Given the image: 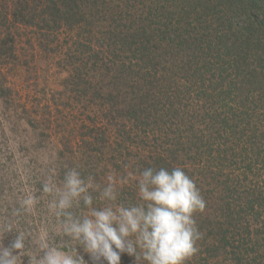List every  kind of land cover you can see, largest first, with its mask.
<instances>
[{"label":"trees","instance_id":"obj_1","mask_svg":"<svg viewBox=\"0 0 264 264\" xmlns=\"http://www.w3.org/2000/svg\"><path fill=\"white\" fill-rule=\"evenodd\" d=\"M0 1V64L20 67L19 25L44 49L74 33V99L122 124L115 144L138 146L139 171L194 179L206 207L189 263L264 264V0ZM83 129L94 151L113 146Z\"/></svg>","mask_w":264,"mask_h":264},{"label":"rangeland","instance_id":"obj_2","mask_svg":"<svg viewBox=\"0 0 264 264\" xmlns=\"http://www.w3.org/2000/svg\"><path fill=\"white\" fill-rule=\"evenodd\" d=\"M29 31L30 28L20 25L17 29L20 67L0 64V235L9 226L14 231L4 233L0 245L9 246L15 231L26 234V250L20 253L17 264H33L34 257L43 255L40 243L45 235L66 247L74 243L65 240L59 219L49 208L51 197L42 192L49 176L57 186H62L64 171L71 167H78L85 178L94 177L101 186L112 176L119 190V202H137L140 173L137 156L143 155L133 143L128 145L129 150L115 144L120 139L122 124H109L104 108L93 103L89 106L91 94L80 106L74 99V91L66 88L64 81L71 72L68 61L74 55V33L59 32L57 40L44 49ZM78 124L83 130H110L106 135L113 146L101 149L97 143L95 147L104 152L94 151L74 133ZM90 141L95 145L94 140ZM87 153H91L89 158L85 156ZM225 190L222 192L226 193ZM30 196H35L36 203L25 209L22 202ZM104 203L96 201L98 207ZM17 209L19 214L15 215ZM77 251L88 260L79 246ZM128 258L123 254L121 264H133ZM189 261L186 264H191Z\"/></svg>","mask_w":264,"mask_h":264},{"label":"clouds","instance_id":"obj_3","mask_svg":"<svg viewBox=\"0 0 264 264\" xmlns=\"http://www.w3.org/2000/svg\"><path fill=\"white\" fill-rule=\"evenodd\" d=\"M42 192L51 197L49 208L59 219L65 240L74 243L66 247L45 235L40 243L43 255L34 257L33 264H121L123 254L133 264H186L199 251L202 234L193 214L202 212L206 202L180 166L140 171L137 202H119L114 177L101 186L94 177L85 178L78 167L64 171L62 186L49 176ZM97 199L105 202L102 207ZM35 203V196H30L22 206L27 209ZM9 232H14L10 226L3 234ZM15 233L9 246L0 245V264H17L26 250V234ZM77 246L88 255L87 261Z\"/></svg>","mask_w":264,"mask_h":264}]
</instances>
